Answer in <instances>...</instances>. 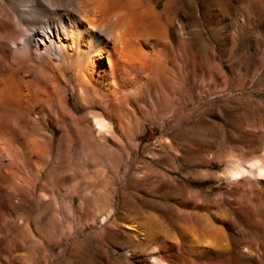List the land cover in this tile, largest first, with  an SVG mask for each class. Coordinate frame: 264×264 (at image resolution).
I'll list each match as a JSON object with an SVG mask.
<instances>
[{
	"label": "rangeland",
	"instance_id": "rangeland-1",
	"mask_svg": "<svg viewBox=\"0 0 264 264\" xmlns=\"http://www.w3.org/2000/svg\"><path fill=\"white\" fill-rule=\"evenodd\" d=\"M200 14L196 25L206 30V42L197 55L190 59L183 47L166 52L170 71L163 79L131 91L134 120L119 129L109 116V145L125 150L100 151L94 165L67 169L63 185L51 186L46 213V172L31 196L21 173L3 183L12 196L3 201L0 188V264H146L152 255L162 264L218 258L217 264H233L245 259L244 247H255L258 222L264 226V183L232 174L237 165H264V13L247 11L236 30L228 11L222 45L213 20L201 22ZM70 103L76 107V97ZM41 123L56 145L59 127ZM20 124L27 130L22 137L33 135L28 123ZM31 136L11 139L20 163ZM211 230L222 247L208 261L190 247Z\"/></svg>",
	"mask_w": 264,
	"mask_h": 264
},
{
	"label": "bare ground",
	"instance_id": "bare-ground-1",
	"mask_svg": "<svg viewBox=\"0 0 264 264\" xmlns=\"http://www.w3.org/2000/svg\"><path fill=\"white\" fill-rule=\"evenodd\" d=\"M198 9L201 22L213 20L221 44L228 38L226 13L234 14L237 30L247 11L264 13V0H0L2 200L10 201L12 196L3 183L18 173L25 176V191L31 196L46 172L41 210L46 213L53 199L51 186L63 185L67 169L94 165L100 151L125 150L122 143L115 148L109 145L114 134L109 116L116 118L119 129L129 125L135 104L131 91L163 79L170 71L165 53L183 47L192 59L205 46L206 30L196 25ZM259 28L264 33V14ZM73 97L76 107L70 103ZM48 119L61 131L56 145L41 123ZM21 121L33 129L25 144L24 164L16 158L19 151L11 143L12 137L27 132ZM255 161L249 169L237 165L232 176L255 175L264 183L262 160ZM258 224L259 241L254 248L242 247L245 259L233 264H264V226ZM218 235L202 241L197 235L190 251L207 260L217 258L222 247ZM151 258L146 264H162L158 255ZM215 260L204 264H217L219 258Z\"/></svg>",
	"mask_w": 264,
	"mask_h": 264
}]
</instances>
